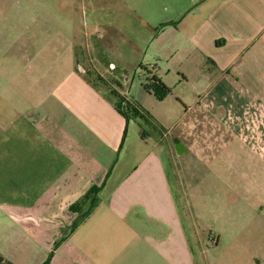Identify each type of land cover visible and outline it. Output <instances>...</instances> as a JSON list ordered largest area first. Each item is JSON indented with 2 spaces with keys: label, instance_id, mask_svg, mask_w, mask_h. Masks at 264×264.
Instances as JSON below:
<instances>
[{
  "label": "rangeland",
  "instance_id": "374dc122",
  "mask_svg": "<svg viewBox=\"0 0 264 264\" xmlns=\"http://www.w3.org/2000/svg\"><path fill=\"white\" fill-rule=\"evenodd\" d=\"M222 1L0 0V50L11 51L3 54L11 60L21 56L12 53V46L31 48L36 65L24 70L22 59L16 58L12 76H25L22 71L45 76L51 88L63 80V90L88 93L96 88L107 99H113V86L128 100L142 103L164 128L162 137L148 134L144 144L137 136L139 123H144L131 120L112 180L92 204L100 200L102 210L109 208L107 193L116 180L149 152L162 153L174 185L179 177L177 207L194 242L195 262L264 264V133L230 127L240 126V118L215 109L202 80L211 63L197 55L193 39ZM39 61L45 62L40 68ZM140 66H157L173 96H149L143 89L149 77ZM183 73L190 78L185 80ZM262 106L260 95L258 101L245 102L242 112L252 114ZM143 126L148 133L155 130ZM86 212H73L71 225L58 229L43 246L20 242L14 230H4L11 236L0 239L2 264H120L104 257L97 261L82 249L92 240L94 226L90 219L82 227Z\"/></svg>",
  "mask_w": 264,
  "mask_h": 264
},
{
  "label": "crops",
  "instance_id": "0c3cea01",
  "mask_svg": "<svg viewBox=\"0 0 264 264\" xmlns=\"http://www.w3.org/2000/svg\"><path fill=\"white\" fill-rule=\"evenodd\" d=\"M206 16L202 30L193 36L197 55L211 63L202 78L204 94L224 116L240 118V126L230 127L264 133L263 106L252 114L242 112L245 102L264 98V0H223ZM30 51L16 44L12 53L21 56L7 60L3 54L11 51L0 50V239L8 241L11 234L3 231L12 229L14 239L43 246L73 222V212H86L92 199L106 191L117 154L128 142L129 124L139 119H128L117 109L118 98L130 100L113 86V99H107L96 88L88 87V93L63 90V80L51 88L45 76L42 81L25 71V76H12L16 58L22 59L24 70L36 65ZM39 62L40 68L45 62ZM148 68H155L170 88L157 66ZM130 102L148 112L161 130L144 135L139 123L141 143L151 135L160 138L165 130L159 121L139 101ZM177 181L171 182L162 153L146 154L113 184L107 193L109 208L102 210L98 200L81 223L84 227L93 219L94 224L92 240L82 249L97 261L197 264L194 242L177 207L179 177ZM2 260L0 252V264Z\"/></svg>",
  "mask_w": 264,
  "mask_h": 264
},
{
  "label": "trees",
  "instance_id": "16d2710c",
  "mask_svg": "<svg viewBox=\"0 0 264 264\" xmlns=\"http://www.w3.org/2000/svg\"><path fill=\"white\" fill-rule=\"evenodd\" d=\"M141 69H143L147 75H148V79L149 82L148 84L144 85L145 90L152 94L155 95L159 100H163L166 97L172 95V91L170 88H168L157 76L156 72H155V68L153 69H149L148 67H144V66H140ZM121 100V106L118 105L117 109L123 114L125 115L128 119L129 118H136L139 119L141 122H143L145 126H151L153 128H155L156 132H160V128L157 125V123H155V121L153 120V117L146 111H144L141 107H139V105L137 103H133L130 101H127L125 98H120ZM142 125V131L144 135H147L146 129L144 128V126ZM163 133H160V136L162 137ZM97 206V201L94 200V203L92 204V208L86 212L83 216V220H85L90 213L93 211V209Z\"/></svg>",
  "mask_w": 264,
  "mask_h": 264
},
{
  "label": "built area",
  "instance_id": "2783aa9c",
  "mask_svg": "<svg viewBox=\"0 0 264 264\" xmlns=\"http://www.w3.org/2000/svg\"><path fill=\"white\" fill-rule=\"evenodd\" d=\"M158 72H156V74H157Z\"/></svg>",
  "mask_w": 264,
  "mask_h": 264
},
{
  "label": "water",
  "instance_id": "95a60500",
  "mask_svg": "<svg viewBox=\"0 0 264 264\" xmlns=\"http://www.w3.org/2000/svg\"><path fill=\"white\" fill-rule=\"evenodd\" d=\"M178 150H179V147H178Z\"/></svg>",
  "mask_w": 264,
  "mask_h": 264
}]
</instances>
